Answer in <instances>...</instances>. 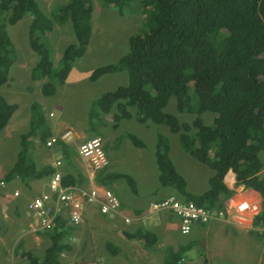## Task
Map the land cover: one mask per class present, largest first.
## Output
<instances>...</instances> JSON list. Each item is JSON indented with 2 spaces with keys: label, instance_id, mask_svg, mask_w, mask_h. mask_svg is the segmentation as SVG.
Wrapping results in <instances>:
<instances>
[{
  "label": "trees",
  "instance_id": "trees-1",
  "mask_svg": "<svg viewBox=\"0 0 264 264\" xmlns=\"http://www.w3.org/2000/svg\"><path fill=\"white\" fill-rule=\"evenodd\" d=\"M102 6L113 7L123 14L126 10L140 11L144 21L139 31L128 37V50L117 61L95 67L90 81L106 73L126 70V84L105 91L95 100L90 119L100 113L118 118L134 117L137 121L164 124L177 135L180 147L198 161L208 165L213 174L208 187L201 193L186 188L185 178L177 171L169 155L170 142L163 134L156 135L155 162L159 184L177 190L197 205L221 211L233 190L224 184L228 170L235 184L257 191L260 208L252 217L250 232L259 240L264 227V174L259 157L264 150V0H98ZM93 0H67L51 8L47 14L36 0H0V85L9 79L14 61V48L7 26L14 25L26 15L28 44L36 54L31 69L32 78H44L41 92L51 96L56 86L64 83L75 60L86 50L91 35ZM69 21L75 42L67 44L53 66L51 54L42 41L55 23ZM171 97L176 99L179 112L195 117L181 122L165 111ZM115 108L114 112L112 108ZM15 103L0 96V130L13 112ZM132 108L134 111H132ZM29 129L20 134V149L10 169L1 177L10 181L19 177L25 181L48 176L49 165L35 166L29 157L30 137L38 135L45 143L50 127L38 102L29 105ZM211 112V123L202 114ZM98 135L100 133H97ZM131 142L142 146L140 139L129 135ZM65 158L71 148L62 143ZM105 166L95 173V181L110 187L112 180L123 178L131 192H136L133 179L126 173L109 172ZM79 171H67L63 185H82ZM64 215H57L53 228L44 231L49 239L43 254L30 250L22 254L27 264H63L61 253L71 250L67 235L74 230ZM145 245L155 242L148 230L128 234ZM105 241L109 255L127 252ZM113 245V246H112ZM183 246L168 247L161 264H177ZM16 252V249L14 250Z\"/></svg>",
  "mask_w": 264,
  "mask_h": 264
},
{
  "label": "rangeland",
  "instance_id": "rangeland-1",
  "mask_svg": "<svg viewBox=\"0 0 264 264\" xmlns=\"http://www.w3.org/2000/svg\"><path fill=\"white\" fill-rule=\"evenodd\" d=\"M36 1L47 14H50L52 7L57 4H62L67 0ZM143 21L144 14L140 11H126L124 14H120L113 7H104L98 0H94L90 41L87 43L84 53L78 57L72 67L78 69H91L95 66L117 61L128 50V37L139 31ZM29 22L30 16L26 15L16 24L7 26L8 34L14 48V61L10 68L11 71L9 74L10 79L8 85H0V96H2L7 102H16L19 108L15 113L13 112L14 115H12L11 120L12 127L5 129V126L0 130V171L4 170L7 172L15 162L17 153L20 149V134L18 133L20 132L22 134L29 129V105L31 102H38L44 113H47L48 115L50 111L52 112V115H48V121L50 124H54L57 119L63 120L66 127L75 124L72 127V130L74 131L72 138L74 141L71 143V146L75 151L71 148L70 157L74 154L76 158L73 159L74 163L71 162L68 165H65V158H62L60 153H57L52 149L54 145L49 147L43 145L44 149H35L32 151V155H40L39 159L46 160V162L49 163L51 160L53 161L58 157L61 158V169L64 172L65 170H74L75 168L77 169L76 171H79L82 174V187L90 186L91 182L88 181V175L94 176L95 170L87 160H84L78 155L76 147L90 135L100 133L99 135L102 138V148L108 160L105 167L106 172L126 173L134 181L136 188V192H134L135 195L129 189L128 183L123 179L112 180L110 183L123 204L130 200H133L136 204H141L152 197L158 199L159 197L174 194V191L170 188L161 186L157 177L154 151L157 140L156 135L161 133L168 138L170 142L169 155L177 171L186 179L188 190L200 192L206 189L208 178L211 176L212 170L186 153L180 147L177 135L170 132L166 125L156 124L151 121L141 123L134 117L118 118V120L115 121L113 119V114H108L107 119H104L105 115L103 113H100L99 117L90 119L88 114L94 108L95 100L98 96L105 91L116 88L118 85L127 83L128 75L126 70L103 74L95 81L91 82L89 80H80L78 83H72L73 81H71V83H64L56 86L55 94L44 96L41 92V85L44 78H38L36 80L35 78L32 79L31 75V69L36 60V54L28 44ZM42 41L50 51L53 66H57V58L60 57L63 48L67 44L75 42V36L69 21L60 25L55 23L53 29L46 33L42 38ZM132 111H134L133 108ZM165 111L174 113L181 122H191L195 117L193 114L186 111L183 113L179 112L176 108L175 97L169 99ZM47 115L46 118H48ZM202 117L205 123L208 124L211 123L214 114L206 111L202 114ZM65 130H62L59 135L64 134ZM79 133H81V135L75 137V134ZM83 133H86V136ZM130 134L140 139L143 145L140 147L134 145L129 138ZM37 145L40 146L41 144L37 143ZM42 151H44L45 156L42 155ZM29 157L31 158L30 155ZM259 157L263 163L260 174H264V150L260 151ZM224 184L226 185L225 177ZM25 186L26 185H24L22 189L20 187L12 189L8 184L6 190L3 191V200L0 202L1 208L2 202L8 203V207L3 205V214L5 213L6 215H2L0 231L6 232L9 228L13 230V234L7 239L10 243L5 244L2 249L3 253H0V258L8 261V264H27V258L23 255L24 250H30L34 254L41 256L44 248L49 244L48 237L42 233L38 235V237H33L34 233L37 234V232L29 231L32 236L28 239V247L22 245L23 241H20L21 243L17 246L16 252L13 254L11 251L12 247L15 245L14 240L16 238L17 240L20 238L22 239V237L19 236L21 230L32 220L27 209L26 211H22L21 209V207L24 208L25 206L24 201L22 200L23 198L26 199V192L24 191ZM15 189L19 192L18 196L12 195V191ZM30 189L29 195L39 193L34 186H30ZM23 192L25 193L22 194ZM250 194L251 193H249L248 200H240L249 205V210L243 209L244 211L240 212V215L244 217L246 216V219L239 218V216H236L237 213L233 212V218L237 221L241 220V225L245 223L247 224L248 217L250 215L252 216V214L257 211V195H254L255 197H253ZM231 195L232 194L229 196L228 206L235 203ZM5 220L9 222L10 226H2ZM83 238L84 231L82 229L79 232L71 231L67 235L66 240L68 239L71 243L73 250L77 248L76 251L78 250V253L76 254L73 250L62 252L61 261L63 264H81L85 262L86 258H89V255L95 254L97 256L102 253L103 250L101 246H97L95 250H92L89 254L85 251L83 245L81 246L82 249H80L78 244L82 243ZM172 239L176 242L191 241L192 247L186 251L183 257L188 263H194L197 258H199L201 262H203L205 258H208L209 262L207 264L226 263L221 256H215L210 260L209 253L211 246L213 245L210 238L206 239L207 241L205 245L201 242H195L196 237L190 235V233L182 234L178 231L177 234L173 235ZM245 239H249L250 241L253 239V241L258 242L264 250V245L262 244L263 241H260L251 232H248L247 234L245 232L243 235L235 236L234 240L242 242L245 241ZM17 240L16 244L18 243ZM105 241L109 240L106 239ZM111 241L113 245L117 247L116 244L118 241L115 239H111ZM217 241L223 243L221 239ZM129 242H132L137 247L138 252L144 251L145 253L144 246L138 244L137 240L129 239ZM171 245L175 246L174 243H171ZM229 246L232 248L231 251H233L234 247L231 246L234 245L230 244ZM120 248L122 249V247ZM164 249H166V247H163L162 250L159 249V251H164ZM215 249L218 250L220 248L215 247ZM71 253L73 254L71 255ZM116 256L123 255L118 254ZM253 256L254 254L252 256L249 255L251 259ZM159 257L160 254L156 255V261H159ZM113 260L114 258L107 257V263H112ZM240 261L241 259H239L237 263H240Z\"/></svg>",
  "mask_w": 264,
  "mask_h": 264
},
{
  "label": "crops",
  "instance_id": "crops-1",
  "mask_svg": "<svg viewBox=\"0 0 264 264\" xmlns=\"http://www.w3.org/2000/svg\"><path fill=\"white\" fill-rule=\"evenodd\" d=\"M74 66V65H73ZM92 69V68H91ZM91 69L89 68H83L78 69L76 67H71L70 74L66 77L64 83H78L80 80H89V76L91 73ZM90 81V80H89ZM91 82V81H90ZM63 83V84H64ZM62 85V84H61ZM41 106V105H40ZM18 105L14 113L18 110ZM29 112V120H30V111ZM14 113L12 115H14ZM43 113V117L45 118L46 122L49 124L50 127V136L52 135H59L62 130H71V136H69L68 140H63L58 143H55L52 147L53 150H55L57 153H60V156L62 158H65L63 154L62 143L67 144L74 150V148L71 146V143L74 141L72 138V135H74V131L72 130L73 126L69 125V127H66L65 123L61 119H57L54 124H50L48 121L49 116L52 115V112L50 111L47 115V113ZM109 114V113H108ZM108 114H105L104 119H107ZM46 115L48 118H46ZM89 115V114H88ZM27 117V115H26ZM12 116L9 119L8 123L6 124V128L12 127L11 125ZM29 120H28V126H29ZM69 128V129H67ZM12 129V128H11ZM18 134H21L20 132ZM86 136V133H83ZM81 133L75 134V137L80 136ZM96 134L90 135L88 138L94 136ZM49 137V136H48ZM47 137V138H48ZM87 138V137H86ZM37 143L41 144L40 146L37 145ZM44 143L40 141L38 135H34L33 137H30L29 141V153L31 156V160L34 162L35 166L42 167L45 165H51L54 160L49 162H46V160L39 159L40 155H32V151L35 149H44L43 147ZM77 148V147H76ZM49 149V148H47ZM75 151V150H74ZM77 151V150H76ZM77 153V152H76ZM42 155L45 156L44 151H42ZM76 158L74 154L69 157L65 158V165H68L69 163H74L73 159ZM52 168V167H51ZM77 169L74 168V170L69 169L68 171H76ZM63 171V170H62ZM66 171V170H65ZM6 173V171L1 170L0 176H3ZM88 178L90 182L92 183V176L88 175ZM47 176H43L41 178L37 179H31V180H23L21 178L15 177L11 179L7 184L11 186L12 189L22 187L24 185L26 186H34L37 188L36 190L39 192H43L46 190L45 184H46ZM226 185L228 188H231L234 190L232 193V198L236 202H240V200L243 199H249V193L250 195L255 197L257 195L258 199V205H260L261 197L259 193L251 188H245L243 185H235L234 175L232 171H228L225 175ZM23 184V186H22ZM8 187V185H7ZM6 190L5 187L0 186V202L3 200V191ZM31 190V189H30ZM30 190L24 189L26 192L25 197L26 199H22L24 201V205H26V200L29 195ZM23 192L22 194H24ZM133 193V192H132ZM133 195V194H132ZM135 195V193H134ZM133 195V196H134ZM255 195V196H254ZM164 197V196H163ZM162 198V197H159ZM158 198V199H159ZM15 200V198L13 197ZM256 199V198H255ZM152 200H155L153 197L144 201L141 204H136L133 200L128 201L127 203L123 204L122 201L120 205L119 212L113 217V218H107L103 215H101L98 211V208L93 204H88L86 209H84L83 212V222L76 230H83L84 231V238L82 243L78 244L79 248L82 249V245L85 247V251L89 254L92 250L94 251L97 246L102 247V253L100 255L91 254L89 255V258L85 259L84 263L81 264H161L163 260V247H166L168 245H171V243H174L175 246L182 244L186 247V251L192 247L191 241H185V242H176L173 241L172 237L174 234L178 233V225L179 220L178 218L169 210H159L155 212H149L148 210V204ZM8 207V203L2 202V208L0 204V222L2 219V215H6L4 212V207ZM18 205V204H17ZM22 211H26V208H22ZM233 210H230L229 208L225 209L222 216H219L217 218H214L213 220L207 222V223H194L191 227V230L188 232L190 235L195 236V242H201L202 244L206 245V239L210 238L213 245L210 249V260L214 258L215 256L220 257L226 261L225 264H264V256H263V248L262 246L256 242L250 241L249 239H245V241H235V236L243 235L245 232L246 234L249 232V229L251 227V221L249 222V219L247 221V224H242V222L238 223L235 218H233ZM26 214V213H25ZM2 226H10L9 222L5 220V222L2 224ZM82 226V228H81ZM13 229V228H12ZM144 231L148 230L149 232H152L155 235V243L149 247H146L145 244L142 242V240H139L137 237H128V234H134L138 231ZM13 234V230L10 228L6 231H0V253H3L2 249L5 244L10 243L7 239L11 237ZM40 234L34 233L33 237H38ZM22 237V239L17 238L14 240L15 245L12 247V253L14 254V248L18 245L20 241H23V244L25 247H28L29 245V238L32 236L29 232H23L19 235ZM103 239H102V238ZM111 240L115 239L118 241L116 245L121 246L125 252H127V256H111L107 253L104 247L105 240ZM129 239H135L137 240L138 244H141L145 248L144 251L138 252L137 247L132 243L129 242ZM221 239L222 242H218L217 240ZM16 240L18 243L16 244ZM250 242V243H249ZM228 244V245H227ZM230 244H233L234 247L233 251H231L232 248H230ZM215 247H218L220 249L216 250ZM77 249V248H76ZM73 250L76 254L78 253V250ZM25 251V250H24ZM73 253H71L72 255ZM160 254L159 261H156L155 257L156 255ZM253 256L251 259L250 256ZM78 256V255H77ZM107 257L114 258L112 263H107ZM249 257V259H248ZM241 259L240 263H237L238 260ZM79 262V261H77ZM209 262L208 258H205L203 262L199 258L197 260L195 259L194 263L191 264H207ZM8 261L3 260L0 258V264H8ZM223 264V263H221Z\"/></svg>",
  "mask_w": 264,
  "mask_h": 264
},
{
  "label": "built area",
  "instance_id": "built-area-1",
  "mask_svg": "<svg viewBox=\"0 0 264 264\" xmlns=\"http://www.w3.org/2000/svg\"><path fill=\"white\" fill-rule=\"evenodd\" d=\"M68 132L64 134L66 136ZM56 141L55 137H51L46 141L47 146H51ZM78 154L87 160L95 171L101 169L107 164V158L102 148L100 136H93L80 143L77 147ZM55 164H60L56 160ZM0 185H4V181L0 180ZM48 191L40 196L34 197L28 206L36 217V228H48L52 224L55 213L61 209H68L72 222L78 223L81 219V211L83 204L97 203L101 214L107 218H112L119 210V200L111 189L92 183L89 189L77 186H65L62 184V172L55 170L50 175L47 182ZM235 208L242 209L245 204L239 206L233 205ZM230 206V207H233ZM151 207L154 209L170 208L177 215L182 224V231L189 229L192 221L207 222L216 217L220 212L197 206L192 202H182L173 196L165 198L158 202H153ZM31 228L32 224L29 225Z\"/></svg>",
  "mask_w": 264,
  "mask_h": 264
},
{
  "label": "clouds",
  "instance_id": "clouds-1",
  "mask_svg": "<svg viewBox=\"0 0 264 264\" xmlns=\"http://www.w3.org/2000/svg\"><path fill=\"white\" fill-rule=\"evenodd\" d=\"M94 1V0H93ZM92 6H93V2H92ZM104 7H107V6H104ZM115 9V8H114ZM116 10V9H115ZM117 11V10H116ZM126 11H129V10H126ZM125 11V12H126ZM118 12V11H117ZM124 12V13H125ZM119 13V12H118ZM123 13V14H124ZM121 14V13H120ZM91 36V35H90ZM90 41V40H89ZM89 43V42H88ZM76 61V60H75ZM12 66V65H11ZM95 67H97V66H95ZM94 67V68H95ZM11 68V67H10ZM94 68H92L91 69V72H92V70L94 69ZM10 71H11V69H10ZM10 71H9V74H10ZM32 72V71H31ZM9 74H8V76H9ZM69 74V73H68ZM91 74V73H90ZM32 75V74H31ZM68 76V75H67ZM9 79H10V77H9ZM9 79H7V81L5 82V83H3V84H6V85H8V83H9ZM32 79H34V78H32ZM36 80L38 79V78H35ZM41 79V78H40ZM45 80V79H44ZM43 83V82H42ZM6 87V86H5ZM55 94V93H54ZM10 103V102H9ZM12 103H15L16 105H18L16 102H12ZM16 110V109H15ZM114 110H115V108L113 107L112 108V111L114 112ZM183 113V112H182ZM104 114V113H103ZM109 114H112V113H109ZM105 115V114H104ZM8 123V122H7ZM6 126V125H5ZM4 126V127H5ZM29 127V126H28ZM66 132H68V134L66 135V136H64V134L66 133ZM70 133H72V131L71 130H65V132H64V134H61V135H59V136H56V135H52V136H49L48 138H47V140L48 139H50L51 137H55L56 138V141L52 144V145H54L55 143H58V142H60V141H63V140H68L69 139V136H71L70 135ZM94 136H100V135H98V134H96V135H94ZM93 137V136H92ZM101 137V136H100ZM91 138V137H90ZM88 139V138H87ZM46 140V141H47ZM86 140V139H85ZM84 140V141H85ZM101 141H102V138H101ZM83 142V141H82ZM81 142V143H82ZM44 145L45 146H47L46 145V142L44 143ZM47 147H49V146H47ZM78 147V146H77ZM78 152V151H77ZM79 155V154H78ZM80 156V155H79ZM107 158V157H106ZM195 159V158H194ZM56 160H59L60 161V164L57 166L56 164H55V162H56ZM196 161H198L197 159H195ZM108 161V160H107ZM173 162V161H172ZM198 162H200V161H198ZM200 163H202V162H200ZM174 164V163H173ZM202 164H204V163H202ZM61 165H62V163H61V158H56V159H54V162L51 164V165H49L50 167H52L51 169H52V173L53 172H55V170H60L61 172H62V178H63V176L65 175V173L67 172V171H62V169H61ZM107 165V164H106ZM206 165V164H205ZM207 167H208V165H206ZM209 168V167H208ZM209 169H211V168H209ZM212 170V169H211ZM98 171V170H97ZM97 171H95V173L97 172ZM228 171H231V170H228ZM227 171V172H228ZM51 173V174H52ZM95 173H94V176H92V183H95V184H98V185H102V184H100V183H97L96 181H95ZM50 174V175H51ZM212 174H213V171H212ZM211 174V175H212ZM227 174V173H226ZM225 174V175H226ZM50 175H48L47 176V179H46V184H45V186H46V190H44L42 193H44V192H46V191H48V187H47V182H48V179L50 178ZM234 175V174H233ZM225 177V176H224ZM19 178V177H18ZM209 178H210V176H209ZM209 178H208V181H209ZM119 179H123V178H119ZM0 180H3L4 181V185L3 186H1V187H7V183L9 182V181H5L3 178H1L0 177ZM125 182H126V180L125 179H123ZM186 180V179H185ZM235 180V179H234ZM88 181H90L89 180V178H88ZM223 181H224V179H223ZM92 183H90V186L89 187H82L81 185H65V186H77V187H80V188H84V189H89L91 186H92ZM114 183V182H113ZM111 185V184H110ZM235 185H237V184H235ZM239 185V184H238ZM102 186H104V185H102ZM207 187H208V183H207ZM207 187H206V189H207ZM107 188H109V189H111L112 190V192L116 195V192H115V190L110 186V187H107ZM186 188H187V186H186ZM25 189L26 190H29L30 189V186L28 185V186H25ZM130 189V188H129ZM188 189V188H187ZM205 189V190H206ZM231 189V188H230ZM172 190V189H171ZM231 190H233V189H231ZM254 190V189H253ZM172 191H174V194H169V195H166V196H164V197H162V198H159V199H155V200H152L151 202H149V204H148V210H149V212H155V211H159V210H169L170 212H172L173 214H174V212H173V210L172 209H170V208H162V209H154L153 207H151V204L153 203V202H158V201H161V200H163V199H165V198H168V197H170V196H173V197H175L176 199H178V200H180V201H182V202H192V203H194L193 201H190V200H183L184 198L180 195V193L179 192H177V190H172ZM204 191V190H203ZM203 191H200V192H195L194 191V193H201V192H203ZM191 192H193V191H191ZM234 192V191H233ZM41 192H39V193H34V194H32L30 197H28V199L26 200V205H25V207H26V209H27V211L29 212V216H31V221H29L28 222V224L25 226V227H23V229L21 230V233H23V232H29V231H32V232H37V234H43V232L44 231H48V230H50V229H52L53 228V225H54V220H55V218H56V216L57 215H64L67 219H68V222H69V224H71V225H73L75 228H74V230L73 231H76V232H79V230H76L78 227H80V225L82 224V222H83V212H84V209H86V207L88 206V204H93V205H95L97 208H98V211H99V206H98V204L97 203H88V202H85L84 204H83V209H82V211H81V219H80V221L78 222V223H74V222H72V220H71V217H70V211L68 210V209H61L59 212H57V213H55V215L53 216V219H52V224H51V226L50 227H48V228H43V229H39V228H36V217H35V215H34V213H33V211L29 208V206H28V204H29V202L31 201V199H33L34 197H37V196H40L41 194H42ZM18 194H19V192H18V190L17 189H15V190H13L12 191V195H14V196H18ZM117 196V195H116ZM232 196V195H231ZM117 198H118V200H119V209H120V205H121V202H120V198L117 196ZM229 198L230 197H228L227 198V200H225L226 201V207H224V209L223 210H221V211H217V210H215V209H212L211 208V210H215L216 212H220V213H222V214H219V215H217L216 217H214V218H217V217H219V216H222L223 215V212L225 211V209H227V208H229L230 210H233L235 213H237L236 214V216H239V218H241V219H246V216L244 217V216H241L240 215V212L241 211H244L243 209H248L249 210V205H248V203H246V202H242V201H240V202H236V201H234L235 203L234 204H232L231 206H233V205H236V206H239L240 204H245V207L244 208H242V209H238V208H235L234 206L233 207H230V206H228V202H229ZM237 203V204H236ZM194 204H196V203H194ZM230 204V203H229ZM197 205V204H196ZM197 206H201V205H197ZM203 207H205V206H203ZM205 208H207V207H205ZM259 208H260V205H258V207H257V211L254 213V214H256L257 212H258V210H259ZM208 209H210V208H208ZM118 212H119V210H118ZM117 212V213H118ZM99 213H100V211H99ZM116 213V214H117ZM101 214V213H100ZM115 214V215H116ZM254 214H252V216L250 215L249 217H248V219L250 218V221H251V227H250V229L252 228V217H253V215ZM101 215H103V214H101ZM175 215V214H174ZM104 216V215H103ZM177 218H178V220H179V231H180V233H182V234H186V233H188L190 230H191V227H192V225L194 224V223H207V222H209V221H211V220H213L214 218H212V219H210L209 221H207V222H200V221H192L191 222V224H190V226H189V229L187 230V229H185V231H182V227H181V224H182V222H181V220H180V218L177 216V215H175ZM106 217V216H105ZM113 218V217H112ZM238 223H240V222H242L241 220H238L237 221ZM30 224H32L33 225V227L31 228L29 225ZM81 228H82V226H81ZM250 229H249V232H250ZM263 238L260 240V241H263V245H264V227H263ZM43 235H45V234H43ZM46 236V235H45ZM47 237V236H46ZM69 238V237H68ZM67 242L71 245V243L68 241V239H67ZM20 243L21 242H19L18 243V245L17 246H19L20 245ZM155 243V242H154ZM153 243V244H154ZM190 243V242H189ZM153 244H149V245H145L146 247H149L150 248V246H152ZM17 246H16V248H17ZM72 246V245H71ZM179 246H183L184 247V251H183V253H182V255H181V260L177 263V264H191V263H188V262H186V260L185 259H183V257H184V254H185V249H186V247L184 246V245H182V244H179V245H176V246H173V245H168V246H166V248H168V247H172V248H174V249H177ZM16 248H14V250L16 249ZM72 248H73V246H72ZM71 248V249H72ZM45 249V248H44ZM70 251V250H69ZM164 251H165V249H164ZM164 251H163V256H164ZM39 256V255H38ZM63 263V262H62Z\"/></svg>",
  "mask_w": 264,
  "mask_h": 264
}]
</instances>
